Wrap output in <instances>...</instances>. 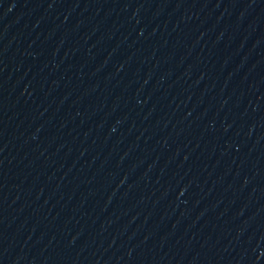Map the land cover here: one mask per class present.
<instances>
[{
    "label": "water",
    "instance_id": "1",
    "mask_svg": "<svg viewBox=\"0 0 264 264\" xmlns=\"http://www.w3.org/2000/svg\"><path fill=\"white\" fill-rule=\"evenodd\" d=\"M0 264H264V0H0Z\"/></svg>",
    "mask_w": 264,
    "mask_h": 264
}]
</instances>
